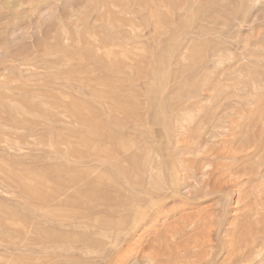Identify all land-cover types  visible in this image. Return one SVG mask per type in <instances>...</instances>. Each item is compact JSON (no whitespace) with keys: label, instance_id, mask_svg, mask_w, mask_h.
Here are the masks:
<instances>
[{"label":"rangeland","instance_id":"obj_1","mask_svg":"<svg viewBox=\"0 0 264 264\" xmlns=\"http://www.w3.org/2000/svg\"><path fill=\"white\" fill-rule=\"evenodd\" d=\"M0 264H264V0H0Z\"/></svg>","mask_w":264,"mask_h":264},{"label":"bare ground","instance_id":"obj_2","mask_svg":"<svg viewBox=\"0 0 264 264\" xmlns=\"http://www.w3.org/2000/svg\"><path fill=\"white\" fill-rule=\"evenodd\" d=\"M182 3V2H181ZM238 147V146H237ZM235 150V149H234ZM233 151V150H232ZM230 174V173H229ZM53 175V174H52ZM209 176V175H208ZM174 177V176H173ZM201 177V176H200ZM209 177H211V176H209ZM224 180V179H223ZM122 181V180H121ZM218 181V180H217ZM196 183V182H195ZM215 183H217V182H215ZM209 184V183H208ZM177 189V188H176ZM139 190V189H138ZM59 196V195H58ZM55 198V197H54ZM61 200V199H60ZM61 202H62V200H61ZM161 204V203H160ZM129 207V206H128ZM220 208V207H219ZM220 213V212H219ZM53 214V213H52ZM165 214V213H164ZM182 218V217H181ZM197 218V217H196ZM58 224V223H57ZM202 225V224H201ZM104 228V227H103ZM40 231V230H39ZM208 233V232H207ZM203 235V234H202ZM205 236V235H204ZM206 237V236H205ZM99 241V240H98ZM105 247V246H104ZM188 250V249H187ZM166 252V251H165ZM163 256V255H162ZM67 259V258H66ZM54 261H56V260H54ZM93 261V260H92ZM56 263V262H55Z\"/></svg>","mask_w":264,"mask_h":264}]
</instances>
